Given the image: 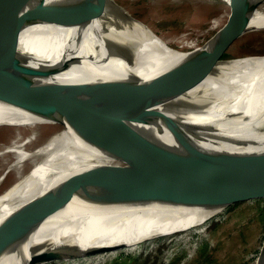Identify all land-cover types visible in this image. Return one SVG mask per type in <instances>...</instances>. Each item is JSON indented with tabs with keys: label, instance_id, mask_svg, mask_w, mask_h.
Returning a JSON list of instances; mask_svg holds the SVG:
<instances>
[{
	"label": "water",
	"instance_id": "water-1",
	"mask_svg": "<svg viewBox=\"0 0 264 264\" xmlns=\"http://www.w3.org/2000/svg\"><path fill=\"white\" fill-rule=\"evenodd\" d=\"M107 1L0 0V102L18 107L33 116L50 120L55 117L63 118L72 129L79 121L81 125L77 130L81 129L84 135L88 132L90 141L99 133L108 131V135L103 134L98 138L99 143L108 147L110 144L114 145L115 141L128 142L121 145V150L125 154H137L136 160L120 156L115 166L99 167L103 172L102 179L107 180L105 184L108 189L122 177H126L127 171L138 167V158H148L146 162H141L140 167L151 171L153 175L140 180L111 201L110 212L117 215L158 203L223 210L237 201L264 194V138L261 137L264 129L255 131L252 137L206 130L186 118L192 117V112L200 109L195 108L190 96L184 95L189 88L214 73L222 62L229 61L218 55L240 37L236 32L243 30L249 13L257 4L251 3V0H238V4L234 6L238 7L237 13L203 45H212L217 36L227 35L226 43L214 51V54L197 57L194 51L191 54L182 53L180 58L167 67L143 77L132 72V68L138 66V51L151 36L148 34L147 39L136 41L126 30L129 19L106 7ZM97 19H100V34V29H92V22ZM36 23L75 29V35L87 31L88 35L99 39L120 64L131 68L126 71L132 87L130 92H114L116 84L105 80L78 83L72 90L83 94L79 98L82 101L91 99L95 102L106 91L112 94L113 99L116 96L114 103L117 106L106 110L115 112L114 120L111 116L94 113L95 110L90 109L91 104L86 101L81 105L73 101L72 96L59 94L57 89L61 85L47 81L48 78L69 70L73 64H78L81 59L78 52L70 53L69 48L72 46L68 47L73 38L67 39L66 50L56 62H45L39 67L31 65L38 57L15 48L12 41L18 32L24 26ZM169 48L177 51L173 47ZM217 53L219 54L216 55ZM170 55L168 53L166 56L171 57ZM34 95L37 97L32 100ZM132 97L136 99L134 109ZM105 99L106 97L103 99L104 104L113 102V99L104 102ZM263 100L264 85L249 99L248 112L231 114L218 111L217 119L231 125L245 124L261 111ZM72 107L80 109L79 120H73ZM89 112L94 114L90 115L86 125L84 116ZM135 113L138 122L147 128L156 150L152 148L145 153L135 146L134 140L131 141L137 131L132 126L133 121H136L133 118ZM92 121L95 124L91 125ZM210 140L223 142L234 148L220 147L210 143ZM106 152L118 154L113 150ZM168 158L173 164H169ZM78 177L79 180L75 183L74 175L73 179L68 177L57 182L55 190L45 191L25 205L13 218L0 222V264H47L58 259L98 255L126 247L125 241L83 245L74 243L71 237L65 236L57 239L36 238L43 221L74 195L80 199L88 198V202L98 206L108 205L110 200L107 197L110 194L104 198L95 190L88 191L91 186H85L88 178L94 181L96 177L87 175L84 171ZM70 187L73 191L68 193L67 188ZM115 220L118 218L109 219ZM159 236L158 233H153L135 241L140 244ZM257 257V264H264V240Z\"/></svg>",
	"mask_w": 264,
	"mask_h": 264
},
{
	"label": "bare ground",
	"instance_id": "bare-ground-1",
	"mask_svg": "<svg viewBox=\"0 0 264 264\" xmlns=\"http://www.w3.org/2000/svg\"><path fill=\"white\" fill-rule=\"evenodd\" d=\"M220 1L227 6L229 14L222 25L219 24L218 19L212 21L209 28L212 30L216 29V33L237 13L238 8L234 7L238 4V0ZM256 1L258 0L250 1L257 5L249 13L243 30L236 32L237 35L242 36L252 29H264V0H260L262 1L260 3ZM116 5L115 0H108L106 3V7L114 9L129 19L130 22H128L126 29L127 33L132 34L138 42L144 38L147 39L148 34L152 37H148L150 40L142 44L143 48L139 49L137 57L139 64L135 68H132V72L138 73L143 77L167 67L183 54H191V51H194L197 57L210 56L220 46H223L228 38L226 37L227 35L217 36L214 44L205 47L200 46L201 44L195 39L189 40L182 37V39L167 40L157 34V31L152 26L140 20H134L129 7L120 8ZM99 22L100 19L93 20L92 29L99 30ZM101 32L102 30L100 29L99 34ZM68 38H70L69 40L73 38L72 42L68 44V47L72 46L69 48L70 53L77 51L81 59L78 64H73L69 70L50 77L47 81L51 84L61 85L57 89L59 94L63 93L72 96V100L81 105L86 101L91 104L90 109L95 110L94 113H98L100 116H111L114 120L115 112H107L106 110L108 107L117 106L114 103L117 100L116 96L113 99L112 94L110 92L106 93V91L102 98L97 99L95 102H92L91 99H83L84 101H82L79 98L83 94L80 91H72L75 84L89 83L96 80L114 82L116 84L114 92L116 90L121 92L131 91L132 87L126 72L131 70V68L120 64L116 58L112 57L110 51L99 39L88 35L87 31L83 34L75 35V29L36 23L24 26L14 37L12 43L19 51L38 57L37 61L31 65L39 67L45 62H56L63 52H65ZM172 44L175 45L173 48L177 51L169 48L172 47ZM184 49H188L189 51H183ZM168 53L171 54V57L166 56ZM263 85V57L247 56L222 62V65L218 66V69L214 73L189 88L184 94L191 97L192 102L195 103V108L200 109L192 112L193 118H186L200 124L206 130L218 134L252 137L255 131L264 129V100L261 104V111L245 124L231 125L229 123H222L217 119V112H229L231 114L248 112L247 103L249 99ZM36 97L34 95L31 99L34 100ZM105 97L104 102L110 99H113V102L111 104H104L103 99ZM132 98L134 102L132 109H134L136 108V99ZM211 103H214V105ZM71 109L73 120H79L78 113L80 109L78 107H72ZM92 114L89 112L84 116V123L86 125ZM135 116L136 113L133 114V118L136 121H133L132 126L137 131H135L131 141L134 140L135 146L145 153L149 149L152 150V148L156 150L147 128L140 124ZM92 123L95 124L93 121L90 124L92 125ZM79 125L81 124L78 121L74 129H72L71 126L65 123L63 118L55 117L50 120L33 116L18 107L0 102V129H7L9 134H12L10 146L7 149L0 150V156L7 152L12 153L13 160L8 163L7 169L15 171L17 176L9 188L5 192L0 193V222L13 218L25 205L35 200L53 184L68 177L73 179V175L75 176L73 182H77L79 180L78 176L83 171L87 175L96 177L94 181L88 178L89 180L85 185L91 186L87 189L88 191L95 190L98 195L104 198L110 194L107 197L110 200L107 203L108 205L98 206L90 201L88 202V198L80 199L76 197L77 195H74L65 205L43 221L36 233V238L57 239L59 236H65L71 237L74 243H82L83 245H100L117 241L131 243L138 238L149 236L153 233L161 235L191 228L202 224L221 211L219 209H204L197 206L186 207L158 203L138 207L133 211L127 210L119 215L115 212H110L109 205L117 195L129 189V187L135 186L140 180L153 175L151 171L147 169L142 170L141 168L143 167H140L142 166L141 162H146L148 158H144L143 156L138 158V167L127 171L126 177H122L108 189L105 184L107 180L102 179L103 172L100 171L99 167L104 165L108 167L115 166L119 162L120 156L136 160L137 154H125L121 150V145L128 144V142L115 141L114 145L110 144L109 147L99 143L98 138L103 134L108 135V131H103V134L99 133L97 137L93 138V141H90L88 132H86L85 136L81 129L77 130ZM37 128H52L53 131L44 140H39L41 135L35 131ZM14 129L21 130V132H30V134L26 137H21L14 134L16 131ZM261 137L264 138V134ZM209 142L217 144L220 147L234 148L223 142L211 140ZM26 147L28 148L27 150ZM108 150H113L118 154L106 152ZM167 160L170 165L171 162L173 164L171 159L168 158ZM26 165L30 166L31 169L28 173L23 174L22 169ZM92 182L94 183L91 184ZM67 189L68 193L73 191L71 187ZM191 207L199 215L190 222L169 226L163 223L154 228L147 227L148 223L163 219L169 220L171 217L176 216L180 210L192 209ZM110 218H118V220L109 221ZM257 263H259L258 257L255 260V264Z\"/></svg>",
	"mask_w": 264,
	"mask_h": 264
},
{
	"label": "rangeland",
	"instance_id": "rangeland-1",
	"mask_svg": "<svg viewBox=\"0 0 264 264\" xmlns=\"http://www.w3.org/2000/svg\"><path fill=\"white\" fill-rule=\"evenodd\" d=\"M115 2L117 7H129L134 20L152 26L164 39H195L200 46L215 34L216 29L209 28L212 21L218 19L222 25L229 14V9L220 0ZM172 47L175 45L172 44ZM218 56L226 60L247 56L264 58V29L248 30L227 45ZM35 131L41 135L39 140H44L53 129L37 128ZM14 134L26 137L30 132L16 130ZM11 135L7 129H0V150L10 146ZM12 160V153L7 152L0 156V193L5 192L17 178L15 171L7 169ZM30 169L26 165L22 173L26 174ZM56 185L57 183L53 184L47 190H55ZM198 215L194 208H188L180 210L169 220L163 219L146 225L151 228L163 223L166 226L175 225L190 222ZM263 240L264 194L237 201L202 224L182 231L164 233L140 244L134 241L127 243L126 247L98 255L58 259L47 264H255Z\"/></svg>",
	"mask_w": 264,
	"mask_h": 264
}]
</instances>
